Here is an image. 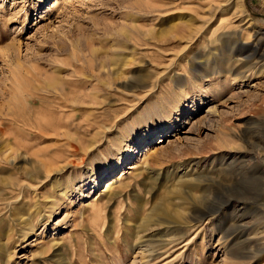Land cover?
Returning <instances> with one entry per match:
<instances>
[{
  "label": "rangeland",
  "instance_id": "rangeland-1",
  "mask_svg": "<svg viewBox=\"0 0 264 264\" xmlns=\"http://www.w3.org/2000/svg\"><path fill=\"white\" fill-rule=\"evenodd\" d=\"M220 19L244 46L226 66L208 41ZM250 55V72L229 70ZM263 64L264 0H0V130L10 134L0 135V264H264ZM60 81L83 99L56 112ZM35 89L49 124L29 142L17 123L33 121ZM211 106L217 115L202 118ZM181 181L194 188L167 195ZM112 182L115 198L103 192ZM200 191L231 199L223 227L214 218L166 245L175 226L145 224L153 207L191 222L209 205ZM53 197L49 222L32 216Z\"/></svg>",
  "mask_w": 264,
  "mask_h": 264
},
{
  "label": "bare ground",
  "instance_id": "bare-ground-1",
  "mask_svg": "<svg viewBox=\"0 0 264 264\" xmlns=\"http://www.w3.org/2000/svg\"><path fill=\"white\" fill-rule=\"evenodd\" d=\"M220 6V5H219ZM218 9H219V7H217ZM227 22L228 21H225V20H222V19H220V21H219V25L222 27L221 28V36L220 37H218L215 33V29L214 30H212L211 31V38H209L208 39V41H209V43L212 45V47H215L216 48V51L217 50H220L221 51V55L220 54H217V53H214L213 55H214V59L215 60H217L219 57V59L222 61L221 63H222V65L223 66H226L227 64H228V61H229V56H233V58L236 56L235 55V52H234V49L235 48H237V46H238V50L240 51L241 49H243V47L244 46H242L241 44H237V41H236V39H235V36L234 35H232L231 34V28L232 27H230V28H228V27H225V25L227 24ZM225 24V25H224ZM224 26V27H223ZM213 29V28H212ZM234 30V29H233ZM208 31V30H207ZM218 34V33H217ZM219 43H220V45H219ZM255 44V43H254ZM210 45V46H211ZM225 49H228L227 51H224ZM254 52H255V50H254ZM205 56H196V57H194L193 59L195 60V62H196V64L195 65H197L199 68H201V69H203L204 67H206L209 63H208V59L207 58H204ZM253 59V56L252 55H250V56H247V57H245V58H242V59H238L237 60V63H238V65L237 66H233V64H230V68H229V70L233 73V72H235V69L238 67L239 68V70H238V74L241 72V73H245V72H250L253 68H254V66L256 65V62L255 63H251V60ZM244 61V62H243ZM253 62V61H252ZM216 63V61L214 62V65H215V73L216 74H219L220 73V71H219V69H218V65L217 64H215ZM261 67H264V64L263 65H261ZM261 71V70H260ZM72 73H74V71L72 72ZM76 74V73H75ZM247 74V73H246ZM203 79V78H202ZM34 80H36V79H34ZM37 81V80H36ZM46 81V80H45ZM199 81H201V80H199ZM47 82V81H46ZM50 83V82H49ZM56 83V82H55ZM74 83H76V82H74ZM40 84V83H39ZM52 84H54V83H52ZM42 85V84H41ZM47 86V85H46ZM49 86V85H48ZM51 86V85H50ZM66 86L67 87H70V84L68 83V82H57L56 84H55V86H53V90L51 91L52 92V94H54V99H55V102L54 103H56V106H54V108H55V111H56V109L59 111V112H63V110H65L67 107H68V105L70 104V106L71 105H75V101H77V99H83V95H82V93L81 92H79V91H74L73 89H72V93L69 91V93H70V95H66V93L65 92H67V89H66ZM76 86V85H75ZM77 86H79L78 84H77ZM47 89V88H46ZM48 90V89H47ZM50 90V89H49ZM50 92V93H51ZM36 93H38L37 92V89H35V92H33V94H29L28 96H29V99H28V103H29V105L31 106V108H30V110H28L27 112H28V114H31V113H33L34 114V119H33V121L31 120V119H24V118H22V119H18V122L19 123H17L18 125H17V127L19 128V133L22 135V138H23V140H26V141H29V140H34V141H36V140H38V139H40L43 135H45L46 134V132L43 130L44 128H43V124H49V122H48V120H46L45 118H44V116H43V114H42V110L41 109H39V107L42 105V103H43V101H44V99H43V97L42 98H40V96H36L35 94ZM51 97V96H50ZM52 98V97H51ZM49 102V101H48ZM52 102H53V100H52ZM50 103V102H49ZM73 103V104H72ZM73 105V106H74ZM72 106V108H75V107H73ZM177 108V107H176ZM53 108H51L50 110H52ZM54 112V111H53ZM57 112V111H56ZM56 112H55V114H56ZM52 115H53V113H52ZM59 115V114H58ZM217 115V108H216V106H211V107H208V109L206 110V112H205V116H203L202 118H206L207 120L209 119V120H211L213 117H215ZM60 117V116H59ZM60 120V119H59ZM58 121V120H57ZM60 122V121H59ZM51 123V122H50ZM52 124V123H51ZM57 125H58V123H57ZM59 127V126H58ZM25 131H27V132H25ZM48 131V130H47ZM163 134V132L161 133V135ZM0 135H2V137H4L3 139H5V137L8 139V137H9V135L10 134H8L6 131H2V130H0ZM58 135V134H57ZM1 137V136H0ZM164 136H161L160 138H163ZM6 139V140H7ZM43 140V139H42ZM15 142L17 143L16 145H19V146H21L20 145V143H18V140L17 139H15ZM30 142V141H29ZM161 142V141H160ZM159 142V143H160ZM263 142H264V137H263ZM75 151V150H74ZM151 154H153V151H151V149H148L144 154H142L141 155V164H144L145 162H146V160L149 158V156L151 155ZM59 157V156H58ZM11 163H13V160H12V162L10 161V164ZM138 163H136V164H134V165H131L130 167H128V169H130V170H137V168L140 166V165H137ZM119 178H121V176L119 177ZM182 178V177H181ZM180 178V179H181ZM151 179H153V177L151 178ZM157 180H155L154 182H156ZM179 181V180H178ZM166 182V181H165ZM179 183H181L180 185L181 186H179V185H174L173 186V188L171 189V190H167L166 189V191H167V195H169L168 193H179L180 194V192L181 191H183L184 193H185V195H187L188 194V192H186L185 190H184V188H185V186H183V184L184 185H186V187L189 189H191V188H194L193 186L194 185H192V184H189V183H191V181H181V182H179ZM262 183L264 184V182L262 181ZM112 186H113V182L112 183H109V184H107L106 186H105V189H104V191L103 192H107V194H110L111 196H112V198H115L117 195H113L112 193H111V190H112ZM180 189H179V188ZM200 189H201V187H199ZM199 189V190H200ZM179 191V192H178ZM65 192H66V190H65ZM57 193V196H60V195H62V194H64V195H66V193H63V192H60V190H58V192H56ZM61 193V194H60ZM200 193H201V197H199V198H197V203H198V205H200V204H203V202H206V200H207V202H209V205L208 206H206L205 204L204 205H200V206H203V207H205V212H199L198 210H196L195 212H193V216H194V218H191V222H170L169 221V219L170 218H168L167 216H165V217H161V216H158L156 213H154V212H152L153 211V208L152 209H150V211L146 214V215H144V219L143 220H145V224H147V225H150V224H155L156 226H163V227H166L167 228V232L170 230V229H172V228H169L168 226H170V225H173V226H175V228L173 229V230H176V231H178V235L176 236V235H169L168 236V238L167 239H165L164 240V243L166 244V245H170V244H173V243H176L177 245H180V244H182L186 239V237L189 235V234H193L194 232H191V230L195 227V226H203L204 225V223L206 222V221H209V220H212V219H214V218H216L217 219V221H218V227L220 228V227H223V225H224V223H225V221H226V219H227V215L224 213L225 212V210H226V208L228 207V206H231L232 205V201H231V199H228V200H225V201H223V202H221L219 205H217V204H215V203H213V202H211L210 200L208 201V199H207V196L205 197V196H203V194H205V193H203L202 191H200ZM173 199V198H172ZM48 201V200H47ZM195 201V202H196ZM49 205L48 206H46L45 207V214H43V215H41L40 213H41V208L40 207H37L36 208V210L38 211V212H34V214L32 215V216H38V218H40L39 220H45V223L46 222H49L50 221V219H52V217H53V215H55L56 214V212L58 211V209H59V206H58V202H57V200H54V197H53V199H50L49 201ZM167 205L168 204H171L170 202H169V199L167 200V203H166ZM156 207V206H155ZM160 207H162L163 208V206H160ZM141 208H143V206L142 207H140L139 209H137L136 210V213L139 211V210H141ZM167 208V207H166ZM156 209V208H155ZM155 211V210H154ZM160 211H161V213L163 214L165 211H167L166 209H160ZM152 213H154V214H152ZM38 214H40V215H38ZM141 214V213H140ZM168 215H169V213H167ZM153 217H155L154 219H152ZM31 218V217H30ZM188 219V218H187ZM22 220V219H21ZM186 221V220H185ZM192 221L193 222H195V224L196 225H192L191 223H192ZM28 224L25 222V225H23L24 224V222L23 221H21L20 223H21V225H23V228H26L23 232H22V235H21V238H22V240L24 241L25 240V238L30 234V233H33V231H34V228H35V226H32V221L31 220H29V218H28ZM44 223V224H45ZM177 228V229H176ZM27 230V231H26ZM164 230V229H163ZM29 231V232H28ZM166 235V234H165ZM194 235L196 236V235H198V234H196V233H194ZM194 238L195 237H193V238H191V239H189L190 241V243L188 242V243H185V244H183L184 246H186V245H188V244H191L192 243V241L194 240ZM193 239V240H192ZM233 239V237H230V236H228L227 234H222L220 237H219V239H218V242L219 241H221V245H222V249H223V251H227L228 250V243L230 242V240H232ZM165 245V246H166ZM176 245V246H177ZM139 249V248H138ZM142 250V249H141ZM147 250H148V248H147ZM143 253V252H142ZM160 253V252H159ZM148 255L150 254V252L149 253H147ZM144 255H145V253H144ZM148 255H146V256H148ZM169 256V255H168ZM10 257L9 256H6V257H4L3 259H2V263L3 264H9V262H10V259H9ZM148 259V258H147ZM155 260V259H154ZM140 261V260H139ZM149 261H151V259L149 260ZM149 261H146V262H149ZM64 264V263H63ZM66 264V263H65Z\"/></svg>",
  "mask_w": 264,
  "mask_h": 264
}]
</instances>
